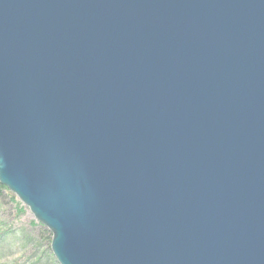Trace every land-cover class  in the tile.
<instances>
[{
  "label": "water",
  "instance_id": "water-1",
  "mask_svg": "<svg viewBox=\"0 0 264 264\" xmlns=\"http://www.w3.org/2000/svg\"><path fill=\"white\" fill-rule=\"evenodd\" d=\"M0 183L59 264H264V0H0Z\"/></svg>",
  "mask_w": 264,
  "mask_h": 264
},
{
  "label": "rangeland",
  "instance_id": "rangeland-1",
  "mask_svg": "<svg viewBox=\"0 0 264 264\" xmlns=\"http://www.w3.org/2000/svg\"><path fill=\"white\" fill-rule=\"evenodd\" d=\"M51 235L13 192L8 188L3 191L0 264H59L51 249Z\"/></svg>",
  "mask_w": 264,
  "mask_h": 264
},
{
  "label": "trees",
  "instance_id": "trees-1",
  "mask_svg": "<svg viewBox=\"0 0 264 264\" xmlns=\"http://www.w3.org/2000/svg\"><path fill=\"white\" fill-rule=\"evenodd\" d=\"M4 190H7V188L0 183V197H1ZM50 238H52V235L50 236Z\"/></svg>",
  "mask_w": 264,
  "mask_h": 264
}]
</instances>
